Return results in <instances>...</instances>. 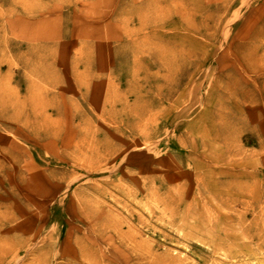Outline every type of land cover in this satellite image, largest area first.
Returning a JSON list of instances; mask_svg holds the SVG:
<instances>
[{"label": "rangeland", "instance_id": "1", "mask_svg": "<svg viewBox=\"0 0 264 264\" xmlns=\"http://www.w3.org/2000/svg\"><path fill=\"white\" fill-rule=\"evenodd\" d=\"M263 88L264 0H0V264H264Z\"/></svg>", "mask_w": 264, "mask_h": 264}, {"label": "bare ground", "instance_id": "2", "mask_svg": "<svg viewBox=\"0 0 264 264\" xmlns=\"http://www.w3.org/2000/svg\"><path fill=\"white\" fill-rule=\"evenodd\" d=\"M255 21V20H254ZM262 32V31H261ZM260 32V33H261ZM241 49V47L238 49V52H240V57H238L237 58V61L239 62V65L241 66V68H242V70L240 69V71L242 72L243 71V73H253V72H256L257 70V67H254L253 66V63L251 62L250 63V61H249V59H247V57H244L243 56V52H242V50H240ZM240 50V51H239ZM242 52V53H241ZM234 61V60H233ZM235 62V61H234ZM67 69V68H66ZM259 71H261V70H259ZM242 75V74H241ZM243 76V75H242ZM228 82V84H230V81H227ZM262 91H264V88L262 89ZM94 102H96V100L94 101ZM96 108V107H95ZM38 114H39V112H38ZM220 118H223V117H225L226 115H223V116H220V115H218ZM54 122V121H53ZM46 127V126H45ZM3 140V139H2ZM1 141V140H0ZM91 159H92V157H91Z\"/></svg>", "mask_w": 264, "mask_h": 264}]
</instances>
